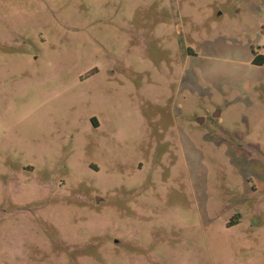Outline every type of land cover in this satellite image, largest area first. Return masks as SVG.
Here are the masks:
<instances>
[{
  "label": "rangeland",
  "instance_id": "1",
  "mask_svg": "<svg viewBox=\"0 0 264 264\" xmlns=\"http://www.w3.org/2000/svg\"><path fill=\"white\" fill-rule=\"evenodd\" d=\"M0 264H264V0H0Z\"/></svg>",
  "mask_w": 264,
  "mask_h": 264
}]
</instances>
